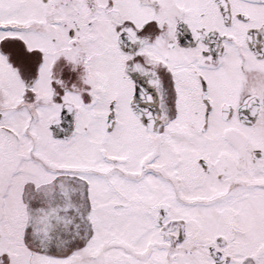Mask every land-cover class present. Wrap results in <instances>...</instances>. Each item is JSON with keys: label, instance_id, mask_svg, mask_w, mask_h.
Masks as SVG:
<instances>
[{"label": "snow or ice", "instance_id": "1", "mask_svg": "<svg viewBox=\"0 0 264 264\" xmlns=\"http://www.w3.org/2000/svg\"><path fill=\"white\" fill-rule=\"evenodd\" d=\"M0 264H264V0H0Z\"/></svg>", "mask_w": 264, "mask_h": 264}]
</instances>
